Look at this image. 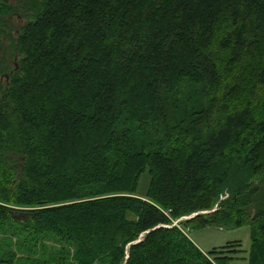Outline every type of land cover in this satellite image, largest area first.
I'll list each match as a JSON object with an SVG mask.
<instances>
[{
  "label": "trees",
  "instance_id": "trees-1",
  "mask_svg": "<svg viewBox=\"0 0 264 264\" xmlns=\"http://www.w3.org/2000/svg\"><path fill=\"white\" fill-rule=\"evenodd\" d=\"M21 8L13 35L0 0V264H264V0ZM260 45L261 110L229 108L218 61L240 77ZM244 224L248 253L185 231Z\"/></svg>",
  "mask_w": 264,
  "mask_h": 264
},
{
  "label": "rangeland",
  "instance_id": "rangeland-1",
  "mask_svg": "<svg viewBox=\"0 0 264 264\" xmlns=\"http://www.w3.org/2000/svg\"><path fill=\"white\" fill-rule=\"evenodd\" d=\"M7 3L11 5L17 6L19 9L16 10V13L8 17L7 19L10 20V24L12 26V33L13 35L16 34V28H20L24 23L28 21L29 18H27V13L29 15L33 14L32 12H25L22 14V2L24 0H5ZM21 9V10H20ZM223 29L222 24L220 23L219 26H217L214 30V35L220 34L221 30ZM15 30V31H14ZM5 46L7 49L9 48L7 45L9 44L8 42H4ZM263 45L258 46L257 50L260 51L258 54H255V56H248L251 54V51L246 55H243L242 60L240 61L239 67L235 73H240L241 76H235L230 75L226 76L222 72L221 64L223 58H221L219 62V73L221 74L222 81L224 83H228L229 81H234L235 83L237 82L238 84L243 87L242 90H239L237 96L229 103V108L232 106L237 108L240 105L245 104V102H250L253 104V106H257V99L258 95L256 92V85L253 83V79L255 77L256 69L255 66L259 64V59H260V53L262 51ZM251 50V49H249ZM253 51V50H252ZM248 52V51H247ZM7 64L12 66L14 65V60L13 59H8ZM243 77L247 81H244ZM238 78V79H237ZM5 81V78L3 77V74H0V81ZM251 80V81H250ZM261 107V106H260ZM259 106H257L258 110L260 111ZM263 107V106H262ZM149 185V175L147 172H143L138 180L137 183V188H136V194L138 196H145V192L148 188ZM205 212V213H204ZM208 211H201L199 213L206 214ZM197 213H192L191 215H188L186 217H183L181 220L184 219H189L191 217H194ZM178 222V221H176ZM174 222V224H176ZM189 237L191 240L203 251H209L214 247H220L225 245L226 243L233 242V241H238L241 244V248L245 250L246 253L251 249V235H250V230L249 226L247 224H244L240 227H218V226H205L201 228H195V229H187Z\"/></svg>",
  "mask_w": 264,
  "mask_h": 264
},
{
  "label": "flooded vegetation",
  "instance_id": "flooded-vegetation-1",
  "mask_svg": "<svg viewBox=\"0 0 264 264\" xmlns=\"http://www.w3.org/2000/svg\"><path fill=\"white\" fill-rule=\"evenodd\" d=\"M15 13H16V11L13 13V15H14ZM17 29H18V28L15 29L16 32H17ZM15 30H14V31H15ZM14 62H15V61H14ZM3 77L5 78V80H7L6 77H5V74H3Z\"/></svg>",
  "mask_w": 264,
  "mask_h": 264
},
{
  "label": "water",
  "instance_id": "water-1",
  "mask_svg": "<svg viewBox=\"0 0 264 264\" xmlns=\"http://www.w3.org/2000/svg\"><path fill=\"white\" fill-rule=\"evenodd\" d=\"M15 67H16V63H15ZM5 77H6V79L8 78V75L7 74H5Z\"/></svg>",
  "mask_w": 264,
  "mask_h": 264
}]
</instances>
